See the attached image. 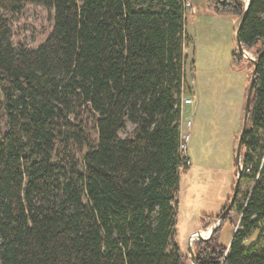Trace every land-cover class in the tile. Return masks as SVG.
Here are the masks:
<instances>
[{"label":"trees","instance_id":"trees-1","mask_svg":"<svg viewBox=\"0 0 264 264\" xmlns=\"http://www.w3.org/2000/svg\"><path fill=\"white\" fill-rule=\"evenodd\" d=\"M29 4L53 12L35 48L11 39ZM185 14L181 0H0V264H187L175 241ZM239 40L256 63L240 151L251 188L229 242L228 212L194 244L196 264H264L260 234L246 243L264 220V0H250Z\"/></svg>","mask_w":264,"mask_h":264},{"label":"rangeland","instance_id":"rangeland-1","mask_svg":"<svg viewBox=\"0 0 264 264\" xmlns=\"http://www.w3.org/2000/svg\"><path fill=\"white\" fill-rule=\"evenodd\" d=\"M189 3L191 9L185 14L184 35L186 78L194 80L198 101L196 110L185 105L183 122L191 123L186 152L189 167L179 182L175 235L187 264H191L188 256L190 234L196 231L207 234L232 194L236 175L235 148L252 72L251 62L246 58H242L238 66L232 63L240 17L215 14L207 9L205 0H189ZM52 16L51 8L34 4L24 6L19 14L10 17L13 44L35 48L50 32ZM246 52L248 58L255 59L252 51ZM191 60H194V69ZM187 82L183 98L190 95ZM239 186L228 222L221 225L218 233L223 244L229 242L237 227L240 218L237 207L246 201L251 182L242 179ZM258 234L256 249L264 253V220L258 221L257 229L246 243L250 244ZM196 241L191 242L192 251Z\"/></svg>","mask_w":264,"mask_h":264},{"label":"water","instance_id":"water-1","mask_svg":"<svg viewBox=\"0 0 264 264\" xmlns=\"http://www.w3.org/2000/svg\"><path fill=\"white\" fill-rule=\"evenodd\" d=\"M250 0H245V6H244V10L243 13L239 19V23L237 25L236 31H235V40H236V47L238 50V53L243 57L248 59L251 62H254V66L251 72V78H250V82H249V86L247 88V93H246V97H245V103H244V109H243V117H242V125H241V130L237 139V143H236V148H235V155H234V160H235V164L237 167V171H236V179L233 185V190H232V194L229 198V201L227 203V205L223 208V210L221 211V213L219 214V216L216 218L214 224L211 226L207 236L203 237V236H198L196 238V240H202V239H208L213 232L216 230V228L221 224L222 220L224 219L225 215L230 212L231 208L233 207L234 204V199L237 195V191H238V186H239V181H240V175L242 172V166L240 164V159H241V155H240V151H241V145H242V137H243V133L245 131L246 128V124H247V120H248V111H249V105H250V99H251V95H252V89H253V81L255 78V73H256V63H255V59L253 58H248V56L245 54L246 52L244 51V48L242 47V44L239 40V33L241 31V27H242V23L245 19L246 13H247V8L249 5ZM197 233H199L200 231H196ZM192 235V234H191ZM191 235L188 238V256L190 258L191 264H196V260L192 251V247H191Z\"/></svg>","mask_w":264,"mask_h":264},{"label":"built area","instance_id":"built-area-1","mask_svg":"<svg viewBox=\"0 0 264 264\" xmlns=\"http://www.w3.org/2000/svg\"><path fill=\"white\" fill-rule=\"evenodd\" d=\"M184 12L191 9V4L189 0H181ZM192 101L190 98H183L181 96L179 107L181 108L182 104H190ZM191 123L190 121H186L185 123L180 120L179 121V133H180V143H179V153L183 158H186V163H188V159L186 156L187 152V143L189 140V127Z\"/></svg>","mask_w":264,"mask_h":264},{"label":"crops","instance_id":"crops-1","mask_svg":"<svg viewBox=\"0 0 264 264\" xmlns=\"http://www.w3.org/2000/svg\"><path fill=\"white\" fill-rule=\"evenodd\" d=\"M185 21H186V17H185ZM184 32H185V24H184ZM183 54H184V58H185V78H184V88H185V84H186V82L188 81L187 80V78H186V71H187V69H186V52H185V46H184V49H183ZM194 62V60H191V62ZM193 69H194V67H193ZM194 71V70H193ZM193 76H194V74H193ZM188 84V87L190 88V90H189V88H187V90L189 91L188 93H190V95L188 96L187 94V96L185 97V98H190L191 99V103L190 104H182V106H181V109H180V120H182V121H184V119H186V116L184 115V111H185V105H190V106H193L192 107V109L193 110H196L197 109V101H198V96H197V92H196V90H195V83H194V80H191V81H188L187 82ZM194 83V84H193ZM183 94V93H182ZM182 96V95H181ZM183 97V96H182ZM188 116V115H187Z\"/></svg>","mask_w":264,"mask_h":264},{"label":"bare ground","instance_id":"bare-ground-1","mask_svg":"<svg viewBox=\"0 0 264 264\" xmlns=\"http://www.w3.org/2000/svg\"><path fill=\"white\" fill-rule=\"evenodd\" d=\"M245 51V50H244ZM246 52V51H245ZM246 55H248L247 54V52L245 53ZM209 232V231H208ZM192 234V235H191ZM190 235H191V242L193 241V240H195L198 236H203V235H205L206 233L205 232H202V231H200L199 233H197V232H193V233H191ZM208 234V233H207ZM207 234L205 235V236H207ZM205 236H203V237H205Z\"/></svg>","mask_w":264,"mask_h":264}]
</instances>
